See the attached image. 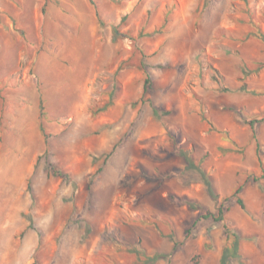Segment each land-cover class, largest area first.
I'll return each instance as SVG.
<instances>
[{"label": "rangeland", "instance_id": "obj_1", "mask_svg": "<svg viewBox=\"0 0 264 264\" xmlns=\"http://www.w3.org/2000/svg\"><path fill=\"white\" fill-rule=\"evenodd\" d=\"M92 1L0 0V264H131L137 242L166 252L155 264H218L231 239L212 220L184 238L196 211L177 198L214 212L248 174L260 175L264 123L252 140L228 107L264 111V41L254 36L264 35V0ZM111 26L127 37L112 42ZM139 51L154 88L144 99L171 111L159 121L137 102ZM113 88V105L93 116ZM176 146L209 176L216 201ZM45 150L76 183L72 200L70 181L47 176ZM239 197L243 209L225 203L227 229L240 238L227 264H264V193L249 180ZM157 214L174 217L176 251L143 223Z\"/></svg>", "mask_w": 264, "mask_h": 264}, {"label": "trees", "instance_id": "obj_2", "mask_svg": "<svg viewBox=\"0 0 264 264\" xmlns=\"http://www.w3.org/2000/svg\"><path fill=\"white\" fill-rule=\"evenodd\" d=\"M88 2L95 7V3L92 0H88ZM168 13L169 12H167L166 15H168ZM95 17L97 19V23H98L99 27L101 29H103L105 23H104V20L101 16L100 12L96 8H95ZM126 18H127V15L123 16L121 18V22L126 20ZM165 24H166V20L163 23V25L161 26V28ZM111 32H112V42H117V41L127 37L126 33H120L119 32L118 26H111ZM160 32H161V29L155 30L154 33H160ZM148 35H151V34H144L143 35L141 32H139L137 37L141 38L143 36H148ZM254 36H257L258 38H261L264 41V35L255 34ZM145 58H146V56L142 53V51H139V61L137 62L136 67H138V69L143 74V87H142V94L140 95L137 102H140L142 104L148 103L150 108H151L152 117L156 121H159L162 117H166V116L170 115L171 111L165 110V109L161 108L160 106L153 105L149 98L144 99L145 95H151L154 92L153 81H152L153 79H152V76L148 70V68H150V66L145 62ZM127 63L129 64L130 60H128ZM133 66H135V65H133ZM157 67H160V65ZM262 67H264V65H262ZM114 90L115 89L113 88V90L111 91V93L109 95L107 102L104 103V105L102 107L94 108L91 111L93 116L100 114L102 112H105L108 108H110L113 105L112 99H113V95H114ZM224 90H226V89H224ZM240 90H245V85H242L240 87ZM137 102L133 103L132 106H135L137 104ZM45 103H46V100H45L43 94L40 93L39 97H38V111H39L38 115H39V119H41V120L46 119V116H47ZM228 109L230 111H232V113L234 114V116L236 117V119L238 120L239 123H241L242 125L246 126L249 129L251 139L256 140L257 128L264 123V111L257 113L255 115H249L245 111H243L242 109H237L234 107H228ZM201 119L203 121H206L208 123L209 128L211 130H213L214 127H213L212 122L210 120H207L202 113H201ZM108 127H109L108 125L104 126V128H108ZM39 131L44 132V128H43L41 123L39 125ZM216 131L220 133L219 130H216ZM44 139H45V143H46L47 139H46L45 135H44ZM223 140L227 141L225 137H223ZM229 142L231 145L235 146L233 142H231V141H229ZM116 148H117V144H115L112 147V149L107 154H105L103 163H105L106 160H108L110 158V156L113 154V152L116 150ZM259 149H260L259 145L256 142V158H257V161L259 164L260 175L258 177H255L251 173L248 174L243 179V181L241 183L236 184L232 188L230 196L222 198L221 203L217 206V208L215 209L214 212L207 210L200 203L193 201V200H190L186 197L177 198V203L182 204V205H186L190 210H194V211L198 212V215L196 216V218L193 219L189 223L188 228L184 231V234H183L184 238L189 237V234H191L192 229L196 228V226L199 223H201L202 221L212 220L215 223H219L221 225L222 232L224 233V235L228 239H231L229 247H223L222 248L218 264H227L229 259L237 258L238 242L240 240V238L238 237V235L236 233L230 232L227 229L226 219L223 217L224 213L228 212V208L225 207V203H227L230 198H235L236 203L239 205V207H241L243 209L244 205H243L242 200L239 197V194L242 192V190L244 189V187L246 186V184L249 180L252 181V183L254 185H256L261 192L264 193V183H262V180H264V165H263L262 158L260 156V150ZM174 152L176 155H179L184 159V161L187 164V166L185 168L187 171L196 169L191 158L182 149H180L179 147L176 146ZM47 154H48V152H47V150H45L43 156L45 158L44 168L46 170L47 176L52 177V178H60L61 180L66 181V182L70 181V184L72 186V195L70 198L72 200L74 195H75L76 189H77L76 183L71 180L69 173L65 172L64 170H62L60 168H57L54 164L49 162V160L47 159ZM40 159H41V156H38L36 160L38 161ZM99 171L100 170H98L97 173ZM196 172L199 175L198 181H199V183H201L203 189L205 190V192L207 193L209 198L212 201H216L218 199V195L215 193V191L212 187L211 179L209 178V176L203 170L196 169ZM27 189L30 191L29 186H27ZM30 195L32 196L31 193H30ZM31 198H33V197H31ZM142 221L145 224L150 223L151 225H153L158 230L159 234L162 237L166 236L173 243V250L176 251L178 246H180L182 244L181 243L182 241H178L177 236L175 234V230L170 224L163 222V221H159V223H158L156 220H153V221L142 220ZM162 227L167 229V233L162 232ZM28 228L33 229L31 221L28 224ZM38 235L40 237L39 233H38ZM131 253L134 255V257L131 259V264H155L158 261H165L168 257L165 253H160V252L154 253L152 255H148L145 252V250L141 247L140 242H137L133 246ZM114 264H117V263H114Z\"/></svg>", "mask_w": 264, "mask_h": 264}, {"label": "crops", "instance_id": "obj_3", "mask_svg": "<svg viewBox=\"0 0 264 264\" xmlns=\"http://www.w3.org/2000/svg\"><path fill=\"white\" fill-rule=\"evenodd\" d=\"M0 188H2V187H0ZM182 197H186V198H188L187 196H182ZM188 199H190V198H188ZM190 200H192V199H190ZM188 210H190L188 207H186ZM190 211H194V210H190ZM3 213V212H2ZM2 213H0V218L2 217ZM198 215V212L196 211V213H195V215L193 216V217H191L190 219H189V223L193 220V219H195L196 218V216ZM153 220H156L158 223H159V221H163V222H166V223H168V224H170L173 228H175V226H174V221L173 220H175L174 219V217L173 216H171V215H166V214H157V215H155L154 217H153ZM152 220V221H153ZM3 222V221H2ZM2 222L0 221V226L2 225ZM188 223V224H189ZM155 230H156V233H157V235L159 236V237H161V235L159 234V232H158V230L153 226V225H151ZM176 234V233H175ZM166 235V234H165ZM177 236V235H176ZM164 238H166V239H168L166 236H164ZM178 239V238H177ZM169 240V239H168ZM169 242L171 243V246L173 247V243L169 240ZM158 252H160V253H166V252H164V251H155V252H152V253H148V252H146L148 255H152V254H154V253H158ZM125 264H128L127 262H125Z\"/></svg>", "mask_w": 264, "mask_h": 264}]
</instances>
